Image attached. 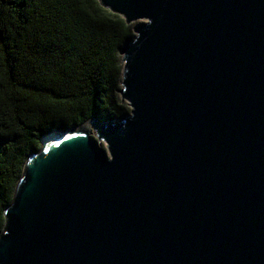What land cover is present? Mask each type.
Returning a JSON list of instances; mask_svg holds the SVG:
<instances>
[{
  "label": "water",
  "instance_id": "95a60500",
  "mask_svg": "<svg viewBox=\"0 0 264 264\" xmlns=\"http://www.w3.org/2000/svg\"><path fill=\"white\" fill-rule=\"evenodd\" d=\"M99 1L129 110L40 139L0 264H264V0Z\"/></svg>",
  "mask_w": 264,
  "mask_h": 264
},
{
  "label": "trees",
  "instance_id": "16d2710c",
  "mask_svg": "<svg viewBox=\"0 0 264 264\" xmlns=\"http://www.w3.org/2000/svg\"><path fill=\"white\" fill-rule=\"evenodd\" d=\"M132 36L99 0H0V231L44 135L129 110L118 90Z\"/></svg>",
  "mask_w": 264,
  "mask_h": 264
}]
</instances>
